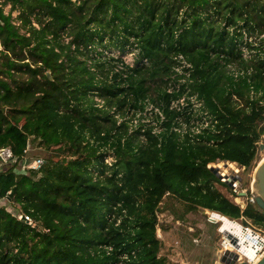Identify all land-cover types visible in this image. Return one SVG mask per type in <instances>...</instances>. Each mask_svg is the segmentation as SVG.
Segmentation results:
<instances>
[{
	"label": "trees",
	"instance_id": "obj_1",
	"mask_svg": "<svg viewBox=\"0 0 264 264\" xmlns=\"http://www.w3.org/2000/svg\"><path fill=\"white\" fill-rule=\"evenodd\" d=\"M3 1L20 24L0 8V149L14 158L0 201L19 209L0 206V264H171L165 198L178 220L206 210L264 232V213L208 168L251 167L264 144V0ZM178 56L190 76L167 92ZM183 95L209 121L199 134L173 131L193 119L170 109ZM147 103L163 120L133 127ZM30 140L51 153L20 174Z\"/></svg>",
	"mask_w": 264,
	"mask_h": 264
},
{
	"label": "rangeland",
	"instance_id": "obj_2",
	"mask_svg": "<svg viewBox=\"0 0 264 264\" xmlns=\"http://www.w3.org/2000/svg\"><path fill=\"white\" fill-rule=\"evenodd\" d=\"M129 58V56H128ZM128 62L130 61L127 59ZM93 70V69H92ZM96 101L98 99L95 98ZM260 144H263L261 142ZM264 145V144H263ZM51 153V152H49ZM44 152L43 149L38 148L35 141L29 142V146L26 150L27 157L34 159H42L49 154ZM264 158V149L258 150L256 162L248 168L240 167L236 163L233 164V168L224 167V162L208 165L209 170H213L211 167L216 168L219 166V172H223L227 176H237L239 179L236 188L229 187L226 182L220 179L215 172V176L218 180L223 182L229 191L224 187H219L221 192L234 204H237L241 208H244L247 202L253 198L254 193L251 191V184L253 181V172L257 164ZM111 162V158L107 159ZM25 163V162H24ZM11 165V162L4 163L0 161V169L6 170ZM20 174L28 173L24 169L23 163L17 164ZM215 171V170H213ZM244 193V195H241ZM0 206H5L7 210L16 213L19 209L18 205L6 202L2 200ZM4 204V205H2ZM160 212L158 213V226L156 228V237L161 242V249L159 256L166 259L171 264H222L220 262L221 249L219 247L221 234L218 233V228L221 226V222L211 217V213L204 210H198L196 212L186 215L183 220H178L173 215V212L179 214L181 212L180 207L165 198L160 205ZM211 222L209 220V216ZM237 224L242 226L241 219L233 220ZM248 227L257 229L248 223ZM34 225V224H33Z\"/></svg>",
	"mask_w": 264,
	"mask_h": 264
},
{
	"label": "built area",
	"instance_id": "obj_3",
	"mask_svg": "<svg viewBox=\"0 0 264 264\" xmlns=\"http://www.w3.org/2000/svg\"><path fill=\"white\" fill-rule=\"evenodd\" d=\"M0 8L2 9L4 15H8V14L10 15L12 25L18 27L20 24L17 19V16L19 15V10L17 8L12 9L11 4L4 3L3 0H0ZM33 25L36 26L34 22ZM244 36L246 38V35ZM127 59H129L130 61L128 62ZM124 60L129 64L132 63L130 57L129 58L124 57ZM144 64H146V60H144ZM190 70H191V65L182 56L176 57L175 64L172 67V77H171V79H175V81L169 83L167 92H172L174 90L177 91L181 84H185L187 78L190 76ZM188 106L190 107L192 113L194 114L193 119L190 121L189 124L182 122L179 123L178 126H174L173 128V131L181 136H183L184 134H187L188 136L199 134L203 128H206L208 126L209 123V121L205 118V116H201L202 112L200 111V109L202 107V104L200 101L196 99L195 96L183 95L177 100H174L170 103V109L177 111L183 110L185 107ZM151 113H158L160 120H163V117L158 112V110L154 108L151 104L147 103L145 105L144 111L142 113H138L136 117L133 120H131L132 126L136 127L139 121L141 123H148L150 121L149 116L151 115ZM140 115H142L145 119L139 120ZM204 115H206V113H204ZM0 161L4 163H8V162L14 163V158L9 148L0 149ZM105 163H109V162L105 160ZM23 164L25 167L24 169L26 170H38L42 165V160L33 158L28 161L24 160ZM241 209L243 210L244 208ZM17 217L18 219H22L26 221L27 224L31 225L32 227L34 226L33 225L34 223L29 218V216L19 214ZM209 220H210V216H209ZM210 221L213 222L212 220ZM240 226L247 232L246 235L249 236V239L245 240V242L240 241L239 239H235L229 234H222L218 232L219 234H221V239L219 243V247L221 249L220 250L221 256L224 253V251L228 250L237 255L236 262L254 264L256 260L264 253V232L260 231L259 229H253L251 227H248V225L246 226L240 225ZM228 236H230V238H228Z\"/></svg>",
	"mask_w": 264,
	"mask_h": 264
},
{
	"label": "water",
	"instance_id": "obj_4",
	"mask_svg": "<svg viewBox=\"0 0 264 264\" xmlns=\"http://www.w3.org/2000/svg\"><path fill=\"white\" fill-rule=\"evenodd\" d=\"M259 148L260 150H263L264 145L260 144ZM251 190V192L254 193L251 202L259 211L264 213V158L257 164L254 169ZM13 193L14 189L9 193V197H11ZM241 195H244V193H241ZM228 238H230V236H228ZM236 261L237 255L228 250L224 251V253L220 257V262L222 264H246L244 262L239 263ZM254 264H264V253L256 260Z\"/></svg>",
	"mask_w": 264,
	"mask_h": 264
},
{
	"label": "bare ground",
	"instance_id": "obj_5",
	"mask_svg": "<svg viewBox=\"0 0 264 264\" xmlns=\"http://www.w3.org/2000/svg\"><path fill=\"white\" fill-rule=\"evenodd\" d=\"M219 166H217L216 168L211 167L213 170H215V171H213V170L212 171L214 173L216 172L217 173L216 175L220 179L224 180L229 185V187L236 188L238 185V182H239V181H235V180H237L236 177H233L234 175H232V176L225 175L223 173V172H225L224 170L221 174L219 172V168H218ZM223 166L224 167L228 166L231 169L233 168V164H231L229 162H225L223 164ZM209 213H211V212H209ZM210 215L212 218H215L221 222V226H219V228H218L219 233L229 234L230 236L234 237L235 239H239L240 241H244V242H245V240L249 239V236L246 235L247 232L236 222L231 221L228 218L223 217L221 215H218L216 213H211Z\"/></svg>",
	"mask_w": 264,
	"mask_h": 264
},
{
	"label": "flooded vegetation",
	"instance_id": "obj_6",
	"mask_svg": "<svg viewBox=\"0 0 264 264\" xmlns=\"http://www.w3.org/2000/svg\"><path fill=\"white\" fill-rule=\"evenodd\" d=\"M233 177H236V179H237V180H235V181H239V179H238V177H237V176H233Z\"/></svg>",
	"mask_w": 264,
	"mask_h": 264
},
{
	"label": "crops",
	"instance_id": "obj_7",
	"mask_svg": "<svg viewBox=\"0 0 264 264\" xmlns=\"http://www.w3.org/2000/svg\"><path fill=\"white\" fill-rule=\"evenodd\" d=\"M1 203L3 202V201H0ZM2 205H4V204H2ZM205 212H207L206 210H205Z\"/></svg>",
	"mask_w": 264,
	"mask_h": 264
}]
</instances>
